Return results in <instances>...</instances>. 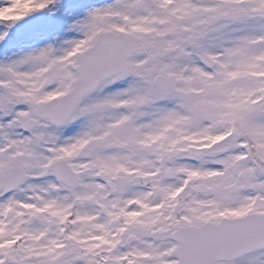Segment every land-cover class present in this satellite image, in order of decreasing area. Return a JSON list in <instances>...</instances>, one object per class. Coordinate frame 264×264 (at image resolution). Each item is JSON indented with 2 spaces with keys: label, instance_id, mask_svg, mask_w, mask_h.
<instances>
[{
  "label": "snow or ice",
  "instance_id": "6c2138e0",
  "mask_svg": "<svg viewBox=\"0 0 264 264\" xmlns=\"http://www.w3.org/2000/svg\"><path fill=\"white\" fill-rule=\"evenodd\" d=\"M79 7L0 0V264H264V0Z\"/></svg>",
  "mask_w": 264,
  "mask_h": 264
},
{
  "label": "rangeland",
  "instance_id": "374dc122",
  "mask_svg": "<svg viewBox=\"0 0 264 264\" xmlns=\"http://www.w3.org/2000/svg\"><path fill=\"white\" fill-rule=\"evenodd\" d=\"M106 2V0L104 2H100V0H89L87 2V7L86 8H81V6L79 8H77L74 12H65L62 16H66L68 15V17L70 18V22H73V20L75 19L76 16H82L84 14V11L92 6H100L102 4H104ZM71 24V23H70ZM63 30V28H62ZM62 32V31H61ZM59 32L58 30L54 31V33L52 35H49L47 39L48 42H53L54 39H59V40H64V39H70L72 38L75 33H71V31H66V33L63 31L62 33ZM41 43H43V41H41Z\"/></svg>",
  "mask_w": 264,
  "mask_h": 264
}]
</instances>
